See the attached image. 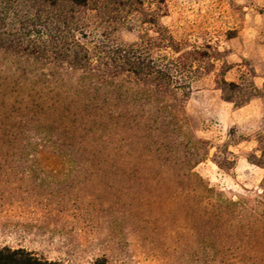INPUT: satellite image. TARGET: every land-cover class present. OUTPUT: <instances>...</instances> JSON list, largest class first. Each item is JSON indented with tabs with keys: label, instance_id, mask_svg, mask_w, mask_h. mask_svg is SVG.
<instances>
[{
	"label": "rangeland",
	"instance_id": "rangeland-1",
	"mask_svg": "<svg viewBox=\"0 0 264 264\" xmlns=\"http://www.w3.org/2000/svg\"><path fill=\"white\" fill-rule=\"evenodd\" d=\"M140 1L124 41L207 56L187 94L132 74L91 86L101 125L51 129L74 158L52 156L33 105L54 78L19 85L25 64L0 52V246L63 264H264V0Z\"/></svg>",
	"mask_w": 264,
	"mask_h": 264
},
{
	"label": "trees",
	"instance_id": "trees-1",
	"mask_svg": "<svg viewBox=\"0 0 264 264\" xmlns=\"http://www.w3.org/2000/svg\"><path fill=\"white\" fill-rule=\"evenodd\" d=\"M140 4V0H0V52L11 57L10 60H19L16 66L25 64L22 69L14 68L19 85L35 80L37 86L39 78H54L42 83L47 92L30 88L38 93L33 105L44 117L45 146L51 149L52 156L74 158L80 152L79 148L70 149L67 135L61 138L51 133L54 128L55 134L59 127L68 129L69 114L79 116V122L72 119V124L86 126L87 121L92 120L101 125L98 118L104 117V113H100L104 109L97 105L99 99L90 95L91 86L96 87V92L109 86L119 89L118 80L132 74L173 85L184 94L190 92L197 76L193 74L199 72L191 59L205 57L206 52L197 48L191 52L176 46L175 55L168 56L154 52L145 42L144 45L127 42L116 34L132 30L130 24ZM44 68L49 72H39ZM52 69H64L68 78L58 79L56 70ZM68 79L70 84L66 85ZM222 82L229 90L239 88L234 81L222 79ZM225 98L234 101L231 94ZM50 116L55 118L51 120ZM102 139L107 141L106 136ZM0 264L63 263L23 246L4 245L0 246ZM92 264L114 263L106 256H98Z\"/></svg>",
	"mask_w": 264,
	"mask_h": 264
},
{
	"label": "crops",
	"instance_id": "crops-1",
	"mask_svg": "<svg viewBox=\"0 0 264 264\" xmlns=\"http://www.w3.org/2000/svg\"><path fill=\"white\" fill-rule=\"evenodd\" d=\"M241 162V161H240ZM242 164H243V162H242Z\"/></svg>",
	"mask_w": 264,
	"mask_h": 264
}]
</instances>
